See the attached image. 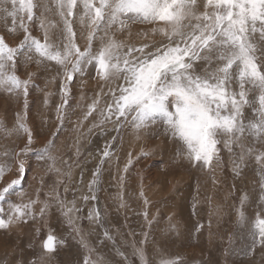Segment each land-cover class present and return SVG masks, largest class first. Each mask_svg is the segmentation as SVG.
I'll list each match as a JSON object with an SVG mask.
<instances>
[{
  "label": "snow or ice",
  "instance_id": "obj_1",
  "mask_svg": "<svg viewBox=\"0 0 264 264\" xmlns=\"http://www.w3.org/2000/svg\"><path fill=\"white\" fill-rule=\"evenodd\" d=\"M38 75L46 87L58 82L55 94L40 88ZM89 79L99 90L73 120L80 107L76 95L85 99ZM33 89L44 92L43 104L56 121L40 147H34L40 133L28 120ZM0 92L20 105L12 121L0 122V139L7 141L0 142V230L27 229L28 235L26 245L12 248L7 264H52L53 257H62L59 264H134L133 258L139 264H190L167 249L175 238L205 234L220 244V258L201 264H264V0H0ZM53 95L57 99L50 101ZM67 124L77 136L65 159L60 136ZM96 129L115 135L88 154L95 164L85 179L80 140ZM129 129L136 139L164 136L173 163L206 172L214 187L226 163L233 181L247 180L251 190L236 198L231 230L213 231V219L219 225L224 212L209 194L206 219L188 228L172 213L157 234L158 211L150 216L141 177V238L130 232L128 248L123 237L118 242L101 200L110 199L117 212L131 210L125 193L133 153L113 170ZM148 156L141 150L135 159ZM33 159L55 174L43 199V178L31 195L25 189ZM73 168L80 169L77 179ZM165 182L171 180L156 181ZM236 189L233 182L232 194ZM200 204L194 196L193 216H200ZM53 218L66 227H54Z\"/></svg>",
  "mask_w": 264,
  "mask_h": 264
},
{
  "label": "rangeland",
  "instance_id": "obj_2",
  "mask_svg": "<svg viewBox=\"0 0 264 264\" xmlns=\"http://www.w3.org/2000/svg\"><path fill=\"white\" fill-rule=\"evenodd\" d=\"M45 81L46 78L43 75L37 76V83L39 84L40 88H43L46 91H50L55 94L57 91L58 82L48 84L46 87ZM94 90H99V84L97 81L89 79L87 85L84 88L85 99L80 100L79 93H77L76 103L79 104L80 107L77 108L76 114L73 116V120H76V118L81 115L84 107L91 102V98L94 95ZM43 97L44 92L39 91L38 89H33L29 96V125L33 128V131L35 133H40V138L34 145V147H40L47 138L49 130L54 129L56 126L54 112L49 106H45L43 104ZM56 99L57 98L55 95L50 97V101ZM19 108L20 105L14 99L3 92H0V122L12 121L14 113ZM89 119L91 120L92 118ZM87 126L88 122H85V127ZM109 129H111L110 125ZM111 135H115V133L109 130V132L105 134L103 133L102 129H96L90 136H86L80 140L82 153L80 161L85 165V179L89 178L90 171L93 169L95 164V156L89 157L88 154L98 153ZM76 136L77 133L74 131L73 125H65L64 132L60 136V152L64 154L65 159H68V157L73 153L72 145L75 142ZM0 142L7 141L4 139H0ZM149 144L151 145V147L148 146ZM121 145L122 146H118L116 148V153L119 156V160L113 162L114 174L115 164H119V166L122 168L124 161H126L127 159L128 151H131L133 153L134 166L138 163V173L139 176L143 178V187L144 184L147 186V192L145 191V193L147 194L145 195L151 201L148 209L149 214L150 216L156 215L158 211L157 219L159 220V224L154 225L155 232L157 234H159L160 230L165 227L167 218L172 213H175V218L179 219L182 224H186L188 228H192L195 225L196 220L201 216L206 219L205 214L208 211V205L205 201V197L209 194L213 197V205H218L224 212L223 219L220 220L219 225L216 224L215 218L213 219V231L225 233L231 230L232 225L230 223V215L232 212V206L237 203L236 198L241 195L242 191L251 190V184L247 180L243 182L239 180L233 181L232 173L227 166V163L225 164V167L222 171L219 169L217 170L216 176L219 180V184L214 187L211 184V181L209 180L208 174L206 172H203L199 169L189 168L186 164H182L183 167L179 168L178 170H169V172H167V170L165 169V165L167 164L166 162H168L167 159L170 158L167 157V155L172 156L171 153H173V149L171 143L164 136H160L157 138L155 136L149 137L148 135L143 134L140 139H136L135 134L132 133V131L129 129L124 133ZM146 146L150 148L148 149ZM141 150L149 152V156L147 158H140L139 160H136L135 158L140 154ZM134 154L136 156H134ZM32 164L34 171L29 173L28 182L25 184V189L31 195L39 186L40 179L43 178L46 185L41 193V198L43 199V194L48 191L47 186L52 184L53 180L55 179V174L46 172L45 167L40 163H37L35 159H33ZM131 169V177L127 181V184L131 187L127 188L125 193V199L127 200V203L129 204L131 210L122 209L117 212L115 204H113L110 199L101 200V206H103L104 204L108 205L107 227H109L112 230L113 234L116 235L118 242L121 237L124 238V246L126 248L129 247L130 243L133 240V237L126 235V233H130V231L135 232V239L138 240L141 238L140 233L146 223L143 220L142 215L139 214L142 213L143 209L142 206H140L141 199L140 197H138L139 191H136V187L141 184V180L140 182L138 181V178L136 177L137 174L135 173L136 171ZM79 172V168H73L72 175L74 179L78 178ZM33 176H35V179H33ZM183 176L184 178L182 179V182L175 185L174 191L173 186L170 185L172 183V180L176 182V178H182ZM12 178L14 177H7V179L9 180ZM157 180H171V183H167V186H165L163 185L164 183L157 184ZM197 181H200V183H198ZM233 182H235L237 185L235 194H232L231 191V185ZM198 188L199 192H197ZM111 191L113 194H115L114 188L111 189ZM148 191H150V193H148ZM128 193H132L131 199H128ZM101 195L103 197H106L108 193L105 192ZM171 195H174L172 200H170L172 197ZM197 195L201 200V204L198 205V208H201L202 211L200 213V216H193L191 214V205L193 202V197ZM181 196L185 199L183 205L181 204V202H183L180 198ZM154 197V200L150 199ZM13 199L15 200L16 197H13ZM52 225L58 229L66 227L64 225H58L55 218H53L52 220ZM25 230L27 229L16 228L13 232L8 234H4L3 231L0 230V264H7V262L11 259V250L17 244L24 246L28 243V235L25 234ZM205 237H200L199 240L185 239L183 237L175 238V243L169 245L167 253H178L186 258L190 262V264H201V261L204 259H209L212 261L218 260L220 258V244L215 239H213L212 243H209ZM158 238L159 235H157V239ZM148 252L150 258L156 259L151 244L148 245ZM61 259L62 257H53L52 264H59V261ZM133 259L134 264H139L138 260H135V258ZM254 259L258 260V256L254 257Z\"/></svg>",
  "mask_w": 264,
  "mask_h": 264
},
{
  "label": "bare ground",
  "instance_id": "obj_3",
  "mask_svg": "<svg viewBox=\"0 0 264 264\" xmlns=\"http://www.w3.org/2000/svg\"><path fill=\"white\" fill-rule=\"evenodd\" d=\"M3 102V101H2ZM3 104V103H2ZM1 106H3V105H1ZM4 110V109H3ZM138 142V141H137ZM151 143V142H150ZM157 143V142H156ZM155 144V143H154ZM148 146H150L151 147V145L149 144ZM148 146H146L148 149L150 148V147H148ZM154 146V145H153ZM155 147V146H154ZM127 148V147H126ZM153 148V147H152ZM128 149V148H127ZM131 150V149H130ZM128 151V150H127ZM129 152V151H128ZM172 154V153H171ZM118 155V154H117ZM126 155V154H125ZM134 156H136L135 154H134ZM167 157H170L171 158V160H172V156L171 155H167ZM121 158V157H120ZM170 158L169 159H167L168 160V162H166L167 164L165 165V169L167 170V172H169V170H178L179 168H181V167H183L182 165H176V164H174L173 163V161H171L170 160ZM123 161V160H122ZM125 162V161H124ZM138 164V163H137ZM137 164L131 169V170H134V171H136L135 173L137 174L138 173V168H137ZM163 166V165H162ZM155 171V170H154ZM186 176V175H185ZM136 177L138 178V181L140 182V180H141V176H139V175H136ZM184 178V176L182 177V178H176V182H174L173 180H172V183L170 184L171 186H173V190L175 191V185H177L178 183H181L182 182V179ZM187 178V177H186ZM136 179V178H135ZM152 179V178H151ZM185 180V179H184ZM137 181V180H136ZM135 182V181H134ZM198 182V181H197ZM132 183V182H131ZM130 183V184H131ZM198 183H200V181L198 182ZM205 184H206V182H205ZM163 185H165V186H167V182H165ZM181 185V184H180ZM137 190L136 191H139V188H140V185H138L137 187ZM146 188H147V186L144 184V191H146ZM149 188V187H148ZM200 188V187H199ZM205 188V187H204ZM164 189V188H163ZM135 190V189H134ZM147 192V191H146ZM167 192V191H166ZM148 193H150V191H148ZM161 193V192H160ZM136 194V193H135ZM145 194H147V193H145ZM155 196V195H154ZM172 197H171V199L170 200H172V198H173V196L174 195H171ZM138 197H139V195H138ZM156 197V196H155ZM155 197L154 198H150V199H152V200H154L155 199ZM184 197V196H183ZM181 199H182V201L183 202H181V204L183 205L184 204V202H185V199L184 198H182V196L180 197ZM187 198V197H186ZM129 199V198H128ZM141 202V205L140 206H142V209H144V205L142 204V201H140ZM137 205V204H136ZM152 210V209H151ZM169 212H170V210H169ZM177 219V218H176ZM26 232H27V230H25ZM131 232V231H130ZM21 233V232H20ZM23 233V232H22ZM191 244V243H190ZM198 244V243H197ZM187 246V245H186ZM193 248V247H192Z\"/></svg>",
  "mask_w": 264,
  "mask_h": 264
}]
</instances>
